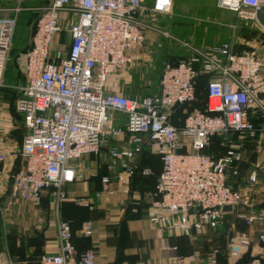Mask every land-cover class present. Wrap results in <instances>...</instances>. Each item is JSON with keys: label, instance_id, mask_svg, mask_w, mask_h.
Returning a JSON list of instances; mask_svg holds the SVG:
<instances>
[{"label": "built area", "instance_id": "1", "mask_svg": "<svg viewBox=\"0 0 264 264\" xmlns=\"http://www.w3.org/2000/svg\"><path fill=\"white\" fill-rule=\"evenodd\" d=\"M175 1L50 0L36 19L28 47L14 53L23 0H0V88L7 86L12 62L20 76L12 85L13 106L26 130L14 154L2 145L0 132V175L13 162L2 191L10 204L39 203L45 194H53L58 251L42 253L40 264H96L94 251L78 254L71 223L59 211L68 202L94 207L86 196L72 197L65 187L83 178L78 161L101 156L107 141L124 143H112L108 149L101 193L113 194L115 181L122 183L124 193L131 192L126 180L139 170L144 148L160 157L163 168L147 213L160 231L191 236L215 229L227 213L224 206L239 207L256 186V173L242 189L228 184L227 170L242 159L239 151L216 158L205 149L219 134L256 135L251 111L263 68L257 56L238 53L232 42L207 54L202 71L214 76L207 86L206 109L186 114L181 123L175 121L178 110L197 98L198 71L191 62L165 61L157 89L146 96L129 97L110 89L112 77L132 65L134 50L146 41L143 16L170 13ZM217 6L256 18L264 10V0H217ZM69 12L76 18L65 52L54 43ZM116 114L126 117L122 125L116 124ZM142 173L149 175L151 170L144 168ZM246 221L250 224L254 217L246 215ZM92 232V223L86 221L82 234L88 237ZM259 238L264 244V233ZM239 242L243 247L251 243L247 236H240ZM190 258L189 262L179 255L176 264H220L216 258L206 263L194 262L195 255ZM263 258L251 256L245 264H264ZM228 264L237 263L232 259Z\"/></svg>", "mask_w": 264, "mask_h": 264}, {"label": "rangeland", "instance_id": "2", "mask_svg": "<svg viewBox=\"0 0 264 264\" xmlns=\"http://www.w3.org/2000/svg\"><path fill=\"white\" fill-rule=\"evenodd\" d=\"M145 1L148 2L149 0ZM49 3L50 0H23L21 4L23 9L18 15L17 35L14 38L13 50L15 47L19 49L25 43L29 28H32L33 22L38 18L42 8ZM64 18H66L63 21L64 28L58 35L54 48L62 47L66 52L71 45L70 29L76 18V13L69 12ZM142 20L145 25L146 41L134 50L132 65L127 70L118 72L112 77L109 84L111 90H116L129 97H143L154 92L159 84L162 65L168 60L171 62L177 60L191 62L199 71V78H201L202 70L207 62V54L226 42H232L234 50L238 53L253 54L263 62L261 88L257 92L254 108L257 110L258 120L264 124V111L262 110V107H264V28L257 22L256 18L242 17L235 12L218 8L217 0H177L170 13H150L143 16ZM10 64L13 63L10 62ZM11 75L14 76L16 82ZM18 79V72L11 70L8 66L6 73L7 86L0 90V96L5 97L2 99H12L15 91L12 85L20 81ZM198 85V98L186 108V112L203 110L206 83L201 79ZM119 116L118 114L115 115V122L122 125L126 120L120 118L121 123H119ZM16 117L20 122L21 130L19 131L24 135L26 130L21 122V117L18 115ZM110 141L105 144L102 156L108 157ZM233 144V141L215 136L210 142L207 153L210 155L213 153L219 158L226 155L230 150H236L243 154ZM88 158L91 161V155H88ZM145 158H147V162L153 169L159 167V162L153 152L146 153ZM235 174L236 172L233 169L227 170L229 183L234 180ZM155 181L154 176L149 181L147 188L144 189L147 192L152 190ZM3 186L0 184V256L10 257L11 253L24 250L23 248L20 249V246H16L15 240L17 238L21 239V244L30 242L37 245L36 243L39 240L41 241L42 234L40 232L43 230L45 232H55L58 213L53 205L52 193V195L50 194L51 200H46L47 202H42V200L39 203L25 204L18 201L10 204L9 200L4 197ZM82 186H85V184L77 183L72 189L85 193L86 190L82 189ZM70 194L72 197L79 195H73L71 192ZM66 204L68 205H63L67 208L65 212L63 206L59 211L61 218L67 217L70 220L66 214L73 216L75 212L79 213V211L80 214H84L81 219L77 216L73 217L74 225L70 222L73 236L75 235L76 238L78 235L77 228L86 220L87 216L85 215L88 209L81 208L74 202ZM240 206L233 209L232 212L226 213L217 228L199 232L198 236L201 235L199 237L201 239L199 243L201 250H197L196 253L204 255L205 258H200L199 255L194 254V262L206 263L210 258H216L220 264H228L235 241L239 240L240 236H246L248 228L246 212L243 206ZM136 209L139 214L148 218V201L146 199L141 200ZM32 249L34 250V247ZM245 259L244 257L243 261H246Z\"/></svg>", "mask_w": 264, "mask_h": 264}, {"label": "crops", "instance_id": "3", "mask_svg": "<svg viewBox=\"0 0 264 264\" xmlns=\"http://www.w3.org/2000/svg\"><path fill=\"white\" fill-rule=\"evenodd\" d=\"M11 76L14 79V76ZM18 80H20V76ZM14 81L16 82V79ZM2 98L5 97L0 96L1 143L14 154L21 147L23 139V133L19 131L21 130L20 122L16 117V115H20L14 109L11 98H9L10 100ZM120 118L126 120L125 116H119V123H121L119 121ZM255 121L259 131L257 136L246 139H238L237 137L230 139L231 136L227 137L228 141H233L236 144L233 145L243 152V160L238 166L234 180L232 179L233 181L230 183L237 189H242L248 183L252 173H256L258 180L252 193L245 194L247 199L241 205L246 212L245 216H253L254 221L247 224L246 236L251 241L250 246H241L239 240L235 241L233 245L232 251H236L237 256L233 257L230 254L229 260L235 259L237 264H243L245 262L243 261L244 257L246 261L251 256L264 257V244L259 238L264 233V124L260 123L258 118ZM110 142L111 144H123L124 140L115 139ZM152 152L154 153V151ZM143 153L140 162L142 160V163L146 165L145 168L151 170L150 174L152 176L154 175L157 181L161 172L160 164L158 168L155 167L153 169L147 162V158L143 157ZM108 160L109 158L106 156L91 155V161H89L88 155L84 156L78 161L83 168V178L69 183L65 187L69 195H71V192L73 195L79 194L76 195L78 197L86 196L94 205L92 209L86 208L88 212L85 216L88 219L86 218L80 227L77 228V234L79 236L77 235L76 238L75 235L73 236L78 254L87 250L94 251L97 257L96 264H176L179 255H184L190 262V256L194 254L199 255L200 258H205L204 255L196 253L197 250H201L199 246L201 240L199 237L201 235L198 236L199 232L187 236L175 232L160 231L146 216H142L137 212L136 208L141 203V200L146 199L148 205L151 203L150 200L155 191V187L148 192L144 188L140 189L138 186L141 185L135 182L134 175L133 177H127L126 180L127 184L131 186V192L129 194L124 193L120 189L122 183L116 181L112 184V188L115 190L113 194L101 193V178L104 174L108 173L105 165ZM12 165L13 162L10 161L4 166V171L0 175V184H6V170ZM77 183L85 184V186H82V189L86 190L85 193L72 189ZM99 193L100 195H98ZM42 200V202L51 200L50 195L45 194ZM64 205L67 206L68 204ZM77 205L85 208L78 203ZM66 209H64V212ZM66 215L70 220L67 217L65 219L72 222V224L73 217L77 216L81 219L84 216V214H80V211L79 213L75 212L73 216ZM86 221H90L93 226L92 235L88 237H85L82 232L80 234L81 227ZM40 233L42 234L41 241L39 240L36 243L37 245L34 243L31 244L30 242L21 244V239L17 238L15 240L16 246H20V249L23 248L24 250L11 253L10 257L1 255L2 264H40L42 253L57 252L56 227L55 232H45L43 230ZM33 247L34 250L32 249Z\"/></svg>", "mask_w": 264, "mask_h": 264}, {"label": "trees", "instance_id": "4", "mask_svg": "<svg viewBox=\"0 0 264 264\" xmlns=\"http://www.w3.org/2000/svg\"><path fill=\"white\" fill-rule=\"evenodd\" d=\"M176 2H177V0L175 1V4H176ZM37 19V18H36ZM35 22H36V20H34V22H33V25H32V28L30 27L29 28V33H28V35H27V38H25L24 40H25V43L19 48V49H17L16 47H15V49H14V53H17V52H19V51H21V50H24V49H26L27 47H28V45H29V41H30V37H31V35H32V32H33V30H34V25H35ZM15 35H17V32H16V34ZM14 42H15V40H14ZM169 61V60H168ZM180 60H177V61H174L173 63H178ZM9 67L11 68V70H15V71H17L16 70V68H15V66H14V64H10L9 65ZM13 68V69H12ZM199 71H198V78H197V91H198V83H199V81L202 79V81L203 82H205L206 83V90H205V98H204V100H205V104H204V107L202 108L203 110H205L206 109V104H207V86H208V83H209V81H210V78L212 77V76H214V73H209V72H204V71H202V73H201V78H199ZM3 88H0V90H2ZM198 93H197V98H198ZM14 98H15V91H14V94H13V97H12V100H11V102H12V105H14ZM196 98V99H197ZM194 103V102H193ZM192 103H189V104H185V105H183L179 110H178V113L176 114V116H175V121L177 122V123H181V121H182V118L186 115V114H188V113H190V112H192V110H190V111H187L186 112V108L188 107V106H190ZM15 109V108H14ZM256 111L257 110H255V109H253L251 112V119L253 120V122H254V125H255V127L257 128V130H258V125L256 124V121H255V119L256 118H258L257 117V114H256ZM259 133V131H257L256 132V135L255 136H257V134ZM218 137L220 136V138H224V139H226L227 140V137L228 136H231L230 137V139H232V137H237L238 139H239V137H241V139L243 138V139H246V138H253V137H255V136H251L250 134H239V133H234V134H228V135H225V134H219V135H217ZM235 144V143H234ZM210 145V144H209ZM209 145L207 146V148L205 149V151H206V153L208 152L207 150H208V147H209ZM236 145V144H235ZM234 147H236V146H234ZM144 153H143V157L145 158V154L146 153H148V152H151L152 153V150H150L149 148H145L144 149V151H143ZM153 154H155V153H153ZM156 155V157H157V160H158V162H159V164H160V167H161V170L160 171H162V168H163V166H162V162H161V159H160V157L157 155V154H155ZM211 156H213V157H216L213 153L211 154ZM216 158H219V157H216ZM243 159H241L240 161H236L229 169H233L234 170V172H237L238 170V166H239V164L241 163V161H242ZM145 164L144 163H142V160H141V162H140V167H139V170H137V173L135 174V177H134V180H135V182H138V184L139 185H141V186H138L140 189H143V188H147V186H148V184H149V181L151 180V178H153L152 177V174H150V175H144L143 173H142V171L144 170V168H145ZM158 170V169H157ZM155 173V172H154ZM159 177V176H158ZM156 178V177H155ZM158 180V179H157ZM148 182V183H147ZM156 183H157V181H156ZM156 183L154 184V187H155V185H156ZM228 184L229 185H231V186H233L231 183H229V181H228ZM234 187V186H233ZM234 188H236V187H234ZM25 204H29V203H25ZM148 207H149V205H148ZM148 210V209H147ZM148 213V212H147ZM65 219V218H64ZM67 220V219H66ZM247 261H245L243 264H245ZM240 263V262H239ZM225 264H227V263H225Z\"/></svg>", "mask_w": 264, "mask_h": 264}, {"label": "water", "instance_id": "5", "mask_svg": "<svg viewBox=\"0 0 264 264\" xmlns=\"http://www.w3.org/2000/svg\"><path fill=\"white\" fill-rule=\"evenodd\" d=\"M256 20L264 28V10H260L256 13ZM223 210L229 213L233 211V207L230 205H226L224 206ZM0 264H2L1 256H0Z\"/></svg>", "mask_w": 264, "mask_h": 264}]
</instances>
